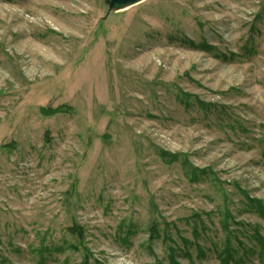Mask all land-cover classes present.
<instances>
[{
    "label": "rangeland",
    "instance_id": "1",
    "mask_svg": "<svg viewBox=\"0 0 264 264\" xmlns=\"http://www.w3.org/2000/svg\"><path fill=\"white\" fill-rule=\"evenodd\" d=\"M107 6L0 0V264H264V0Z\"/></svg>",
    "mask_w": 264,
    "mask_h": 264
},
{
    "label": "trees",
    "instance_id": "2",
    "mask_svg": "<svg viewBox=\"0 0 264 264\" xmlns=\"http://www.w3.org/2000/svg\"><path fill=\"white\" fill-rule=\"evenodd\" d=\"M113 8H116V6H114ZM43 109V112L45 114H55L58 112H64V111H68L69 107L67 106H58V107H54V108H50L48 107V109ZM48 110V111H47ZM69 230L78 237L79 240H81L83 238L84 235V231L81 227L77 226V225H73L69 228ZM83 264H87V259L84 260Z\"/></svg>",
    "mask_w": 264,
    "mask_h": 264
},
{
    "label": "water",
    "instance_id": "3",
    "mask_svg": "<svg viewBox=\"0 0 264 264\" xmlns=\"http://www.w3.org/2000/svg\"><path fill=\"white\" fill-rule=\"evenodd\" d=\"M143 0H107V8L108 11H110L114 6L116 7H126V6H131L134 4H137Z\"/></svg>",
    "mask_w": 264,
    "mask_h": 264
}]
</instances>
